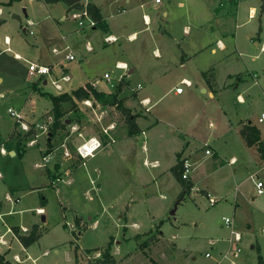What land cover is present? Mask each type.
I'll return each mask as SVG.
<instances>
[{
    "label": "rangeland",
    "instance_id": "1",
    "mask_svg": "<svg viewBox=\"0 0 264 264\" xmlns=\"http://www.w3.org/2000/svg\"><path fill=\"white\" fill-rule=\"evenodd\" d=\"M147 1H150L149 6H138L120 14V17L133 19L129 23L138 30V38L129 41L124 33L125 40L112 44H104V32L99 26L94 29L86 27L83 34L79 30L74 32L75 20L70 15L66 20H61V26L57 27L53 18H46L45 11L40 6L34 8L30 0H13L4 5L0 14V18H6L4 23H0V143L6 152H0V233L5 231L4 238L9 244L0 243V252L8 250L10 258L4 257L12 262L89 264L96 257H101L104 247L111 240V252L116 250L113 264H229V257L219 261L221 253L227 248L225 237L229 233V226L223 219L227 215L233 218L232 226L241 236L239 254L233 257L236 263L264 264V190L257 194L255 185L258 178L264 182V158H260L253 150L244 149L237 132L231 131L227 138L219 129L236 126L241 118H246L256 123L264 136V121L257 120L264 112V50L260 49L264 40V1L238 0L232 6H229L228 0ZM219 5L217 12L215 8ZM250 5L256 8L253 16L248 14ZM58 8L56 6L54 9ZM162 9L166 10L165 14H162ZM142 11L156 13L152 29L142 30L145 26ZM25 13H30L36 22L27 25L28 29L34 30V35L23 30L28 18ZM54 14L57 17L59 12L56 10ZM48 20L53 23L51 30L43 22ZM4 33L10 36L11 43H4ZM36 35L39 36L37 40ZM86 39L96 40L98 47L85 52L83 45ZM218 39L224 47L219 46ZM122 45L128 48L131 58L126 59L128 63L136 64L133 73L114 64L117 57L127 58L119 53ZM155 47L160 55L154 53ZM212 47L215 51L211 50ZM65 49H71L75 58L63 59L61 52ZM14 51L20 57L15 56ZM85 56L87 60H84ZM182 58L188 59L185 71L191 72L193 76L196 70L202 74V70L213 66V76L218 86L216 91H219L216 98L206 104L195 122L187 127L197 132L194 135L197 139L189 135L185 138L199 147L203 145L202 131L212 136L219 134L217 146L222 154L246 153L249 167L234 175L223 157L211 155L195 171L201 179L196 184L199 189L195 194L192 193L194 189H189L185 198L176 203V196L171 199L169 190L174 188L172 181L178 191L181 185L179 181L176 182L173 173L169 170L164 174V183L160 182L161 178L153 180L152 177L159 173L155 174V171L168 167L176 157L169 124L185 126V119L173 111V107L187 104L173 93L178 74L183 71L179 65V59ZM59 59L70 75V80L62 83L67 91L91 76L100 80V87L114 89L116 78L111 79L112 87L109 81L102 78L104 71L110 72L112 77L122 73V80L125 74L135 89L136 85L140 86L136 89L140 91L148 87L151 90L152 87H159L164 91L174 85L155 102L156 92L150 93L153 103L151 112L161 110L167 116L165 121L171 123L160 122L151 128L146 127L144 133L140 132L134 141L133 137L122 136L126 123L119 109L99 99L85 97L91 105L83 101L85 98L75 100L74 105L68 101L62 102L64 112L61 119L66 117L65 124L50 136L53 117L50 107L46 106H51V101L41 95L40 87L35 88L33 83L40 79L37 84L42 89L51 93L58 91L50 83V75L43 77L48 79L46 83L37 76H28L27 60L56 66ZM199 59L215 60L212 65H200ZM58 69V66L54 68L57 74ZM191 79L195 80L194 77ZM196 84L191 87L196 93L189 95L192 109L200 105L198 96H205L199 92V85L196 87ZM182 86L186 93L188 87ZM238 92L244 96L242 101L237 96ZM127 96L132 97L133 94ZM133 100L136 102L137 98ZM133 100L128 99L127 102L131 104ZM8 107L22 114L20 119L28 125L27 130L8 111ZM138 108L134 107V110ZM47 115L51 119L47 120ZM43 123H46L45 130L40 127ZM109 124H114L113 129L108 131L116 142L81 158L76 145L82 137H105L104 128ZM12 128L14 132L10 134ZM185 128L182 130L186 131ZM159 132L164 136L161 137ZM178 132L174 131L175 135L178 136ZM16 137L21 138L25 148L30 139L36 138V142L24 152L12 154L10 148L16 146ZM181 138L178 136V140ZM47 140L52 146L51 159L43 165H48L47 168L38 167L34 162L46 153ZM142 144L146 145L148 152ZM40 147L43 149L42 155ZM65 148L68 155L65 154ZM145 153L148 160L159 158L161 167L151 166L148 163L151 161L143 162ZM49 172L54 176L53 184L50 183ZM254 172L257 174L252 179L249 174ZM63 177L65 179H61ZM161 190L166 197L160 195ZM17 196L18 199H15ZM210 197L216 199L211 202ZM42 198L45 211L37 210ZM127 204L130 215L143 222L140 230L129 219L125 226L120 223L118 213ZM175 206L176 210L171 214ZM157 214L166 217L159 227L165 239L152 241L159 233L158 225L155 224L160 220ZM42 215L45 216L44 221ZM34 219L43 225L39 224L43 232L26 246V252L14 233L6 231V228L11 225L28 227ZM149 226H152L150 230L143 231ZM20 227L21 233L29 231V227L26 231ZM138 230L143 232L135 237ZM172 233L175 236L172 237ZM212 240L214 243L210 242ZM150 241L159 247L145 249ZM98 251L99 255L96 254ZM207 251L210 255L205 254ZM14 253L19 254L21 260H16ZM76 254L78 257L75 260Z\"/></svg>",
    "mask_w": 264,
    "mask_h": 264
},
{
    "label": "crops",
    "instance_id": "2",
    "mask_svg": "<svg viewBox=\"0 0 264 264\" xmlns=\"http://www.w3.org/2000/svg\"><path fill=\"white\" fill-rule=\"evenodd\" d=\"M2 1H6V0H0V14H2V12L4 10L3 9L4 5H6V4H3ZM30 1L32 2V5H33L34 8H37V6H40V8L45 11V13H46L45 17L46 18H53V21L55 22V25L57 27L61 26V20H66V17H70V16L72 17V14H69V12L72 13V11H73L72 9L73 8L68 10L66 8V5L62 1H56V2H50V1H46V0H30ZM87 1H91V2L95 3L100 8V12H101V16H102V23H101V25H97V23L95 21L94 25H90L89 26V25L85 24L83 27H80V26L77 25V21H76L77 18H73L72 17L73 20H75V27H74L73 30H74V32H78V30H79L83 34L84 33L83 31L87 29L86 27H90L91 29H94V28L99 26V27H101L103 29L104 36L106 34H112V35H114L116 37V40L111 41V42H106L103 39L104 44H112V43H115L117 41L119 43L121 40H125V39H123L125 37L124 33L126 35L127 40H129V41L136 40L138 38V30H135L133 28V26L131 25V23H129L130 21L132 22L133 19H129L128 17L127 18L120 17V16H122L120 14H122V12L126 13L130 9L133 10L135 8H138V6H140L142 8L143 6H149L150 5V1H147V0H85L84 2L86 3ZM155 1L159 2L158 0H155ZM228 1H229L228 2L229 6L236 5L238 3V0H228ZM131 2H134V3L129 6V4ZM220 5H222V2H220ZM220 5L216 6V8H215L217 12L220 9ZM56 6H59V8L58 9H54ZM252 7L254 8V11L253 10L251 11ZM56 10L59 12L57 17L54 14V11H56ZM165 13H166V10L162 9V14H165ZM255 13H256L255 6L254 5H250L249 6V12H248L249 16H253ZM25 15L28 17L27 19H31L33 21V23H36L35 20H33V18L31 17L30 13H25ZM68 15H70V16H68ZM141 16L143 18V24H145V26L142 28V30L152 29L151 24L153 22H155L156 13L148 14L147 12L142 11L141 12ZM89 17H90V15H88V14H86V15L82 14L81 19L86 23ZM5 19H6L5 17H1L0 18V23H4ZM43 22L45 23V26H48L49 30H51L53 28L52 21L48 20V21H43ZM31 30H32V33H29V34L34 35L35 34L34 30L33 29H31ZM65 35L68 36L69 34H65ZM4 38H6V39H4ZM37 39H39V36L36 35L35 36V40H37ZM3 40H4V43H6V44L11 43V38H10V36L7 33H4ZM217 41H218V44H219L220 47H222V46L224 47V44L219 39ZM86 45H90L91 48L88 49L86 47ZM96 46L98 47V42L96 40L86 39V41L84 42V45H83V50L85 52L93 51V50H95ZM121 47H122V49L119 52L120 55L121 56L125 55L127 58L117 57L115 59V63L114 64L116 66L117 62H125L127 64V68H126V70L128 69L127 72L133 73L136 70V64L133 63V65H130L128 63V61L126 59H131L128 56V52H127L128 48L126 46H123V45ZM260 49L264 50V40H263V42H262V44L260 46ZM153 50H154L155 54H157V55L161 54L160 51H158V49L156 47ZM211 50L215 51V48L212 47ZM14 52L18 53L16 51H14ZM119 53H117V55ZM87 59H88V57L85 56L84 60H87ZM187 60L188 59H184V58L179 59V65H181V68L183 69V71L178 74L179 79H178V82L176 83L175 87H174V85H172L170 88H168L167 90H164V91L160 90L159 87L158 88L152 87V90L149 87L145 88L142 91L136 90L137 89V85H136V89H135V85L132 86L130 84V79L128 77H126L125 74H124V78L125 79H123V80H125L126 83L122 87V90L120 91L119 96L123 97L124 104L127 105L128 107H130L132 112L137 114V116L135 117V121H136L137 126H138L137 134H135L133 136L128 135L127 134V129L124 130V133L122 134V136H125V137H133L134 141L138 139V135L140 134V132L144 133L146 127L151 128L152 126H155V125H157L160 122H164V123H168V124L171 123L170 121H165V119H167V116L161 110H155L154 113L151 112V107L153 105V103L151 102L152 99H151V96H150L151 92H153V93L156 92L155 94L157 96H156L155 100L153 101V102H155L159 98L164 96L166 93H168L171 88L174 87V90H173L174 95L182 98V101L183 102L185 101L187 103V104H182L180 107H177V108L173 107V109H174L173 111L178 113L179 116L183 117V120L185 119V122H186V123L184 122L185 126L184 127L183 126H174L173 124H169L170 127H171V133H173V135L171 133L170 134L173 137V142H174V145L176 147V148H174V151L176 153L175 154V156H176L175 160L168 167L166 166V167L162 168L161 170L155 171L154 172L155 174L158 173V172L159 173L155 177H152V178H153V180H157L158 178H161L160 182L164 183L166 179H164L163 176H164V174L166 172H168L170 170L171 174L173 173L176 182H178L179 180H178V178L175 176V174L173 172V166L175 165V163L177 162L178 159L181 160L182 157L188 156V157H190L191 160H193L194 167H193L192 171L190 172V175H189L188 179H185V180L189 183V186H190L189 189H194V191H192V193L195 194L196 190L199 189L198 185H196V184L199 183V180H201L200 178L197 177V175L195 174V171L198 168L199 164L201 165L202 162L204 160L208 159L211 155L213 156V155L216 154L218 156L223 157L224 161L226 162V164L230 165L231 173L234 174V175L236 174V172H238V171H240L242 169H247L249 167V159H248L249 157H247L246 153H243V152H232L230 154H226V153L222 154L220 148L217 146V139L219 138V134H216L215 136L214 135L212 136L211 134L205 133L204 131H202L201 138H203V142H202L203 145H200L199 147L197 145H195V143H190V140L185 138L186 135H189V136L193 137L194 139H197L194 136V135H197V132H193L190 129H187V127L190 124H192L193 122H195V120L199 117L200 112H202L203 109L205 108L206 104L210 103L211 100L216 98V94H218V92H219V91H216L218 86H217V82L215 81V77L213 76V70H212L213 66H211V67H209V68H207L205 70H202L201 71L202 74H198L199 71L196 70L195 74L193 76V75H191V72L188 73V72L185 71V70H187ZM214 60L215 59H199V61L201 63L200 65H204L205 63H210L212 65ZM118 68H120V67H118ZM122 69H125V68H122ZM252 75L254 77L256 76L254 74H252ZM191 77H194L195 80H192ZM94 78H95V76L88 77L80 85H83L85 82H87V81L89 82L90 80H93ZM182 78H186V79H189L191 81V84H189V85L183 84V85L188 87L189 91L187 90L186 93L184 92L185 90H184L183 86H182V90L181 91H176V86H177V84L180 83ZM41 79H42L43 83L46 82V78L42 77ZM99 82H100V80L96 84V87L98 89L103 90V91H112L113 88H111V90H108V89H104L103 87H100L98 85ZM193 84H196V87H197V85H199L198 86L199 92H201L202 94H205V96L204 95L203 96L202 95L198 96V98L200 99V105H199V107H197V109H192L190 101H189L190 96L192 94L196 93L195 90L191 89ZM129 94H133V96L132 97L127 96ZM237 96L239 97V99L241 101L244 99V96L241 95L239 92L237 93ZM26 98L27 97H25V102H26ZM136 98H137V101L135 102L133 99H136ZM142 98H148L149 99V103L146 104V105H143L140 102V99H142ZM128 99H132L133 102L131 104H129L127 102ZM146 106H148L147 109H146ZM48 107H50V104L46 106V108H48ZM134 107H137V108L139 107V108L137 110H134ZM139 109H142L143 111H139ZM143 120L145 122L144 124H142ZM248 120L252 121L251 119H248ZM248 120H246V118H241L236 126H230V127H226L225 126L226 130H224L221 127L219 129H221V131L224 132L227 135L226 136L227 138L229 137V134L231 133V131L237 132V134L239 136L237 138H238L239 142L241 143L242 147L244 149L253 150V152H255V154L259 155L258 150L256 148V145L255 144L248 145L246 143L244 137L240 133V127H241L242 123H244V122H246ZM182 128H185L186 131L182 130ZM12 130H13V128H12ZM12 130H11V132H12ZM174 131H175V133H176V131L180 132V134L178 135V136H182V138L180 140H178V136L175 135ZM11 132H10V134H11ZM217 133H218V131H217ZM159 135L161 137L164 136L163 133H161V132H159ZM261 137L264 138L262 133H261ZM113 142L115 143L116 141H113ZM143 143H145V142H143ZM0 145H2V144L0 143ZM30 145L31 144L29 143L28 147ZM142 145H143V149L147 150L146 145L145 144H142ZM207 147L211 150L210 154L205 153V148H207ZM27 148H25V150ZM116 149H118V147H116ZM202 149H203V151H202ZM41 150H43V149L40 147V152H41V155H42L43 151H41ZM200 150H201V152H200ZM10 151L11 152L14 151V153H16L15 147L14 148L11 147ZM147 152H148V150H147ZM14 153H12V154H14ZM50 153H52L51 150L49 152V156H48V160L47 161H49L51 159V154ZM260 158H262V157L260 156ZM145 160L151 161L152 163H154V164H151V166H153V167H158V166L161 167V160H159V158H157V157H154L151 160L150 159L148 160L147 159V153H145L143 162ZM40 161H41V159L35 161L34 164H36L38 166L37 162H40ZM220 165H222V164H220ZM38 167H45V166H38ZM47 167H48V165L45 168H47ZM211 172H212V170L208 171L206 176L209 173H211ZM49 174L51 176L50 172H49ZM250 174L256 175L257 172L250 173ZM53 178H54V176H51L50 183H52V184L54 182ZM61 179H65V178L63 177ZM258 179H260V178H258ZM180 185H181V183H180ZM172 187H174L173 190L172 191L169 190V193L172 194L171 199H173L176 196V198H177L176 203H179L180 201H182V199L185 198V193L183 195H181V196H178L179 192L182 189V185H181V189L178 191V188L176 187L174 181H172ZM201 189H203V188H201ZM84 191L86 192V190H84ZM160 195H162L163 197H166V194L164 192H162V190L160 191ZM7 196L10 197L9 195H7ZM15 199H18V196L15 197ZM40 201H41V204H39L37 206V208H41V210L44 209V211H45L46 209L44 207V205H45L44 198L40 199ZM42 202H44V204H42ZM0 207H1V202H0ZM173 209H174V212H175L176 206ZM174 212H170V213L173 214ZM157 215H160V216H158V219H160V220L158 221V223H155L156 225H158L159 233L156 236L157 238H152V241L153 240H158V241L160 240L161 241L162 239H165L163 230L161 228H159V227L161 226V224L163 223V220L166 217L162 216L161 214H157ZM118 216L120 217V220H119V221H121L120 223H122L124 226L126 225V223H129L128 221L130 220L131 223L135 224L136 226H139L137 229L140 230V228H141L140 226L143 224L141 219L135 218V216L130 215L128 204L125 205V209L124 210H121L118 213ZM152 216L154 217V214H152ZM44 219H45V216L42 215V220L44 221ZM34 223H37L38 226H39V224L41 226H43L39 221H36L35 219L33 220L32 224H34ZM32 224L28 226L29 229L31 228ZM11 226H13V225H11ZM11 226H9L10 229H11ZM16 226L20 227L19 225H16ZM41 226H39V228H41ZM24 227H26V226H24ZM28 227H26V228H28ZM150 227H152V226H149V228H146L143 231L150 230ZM20 228H22V227H20ZM26 230H24V231H26ZM139 230L135 233V237H138L139 236L138 234L140 232H143V231H139ZM6 231H11L12 233H14L12 231V229L11 230H7V228H6ZM27 232H25V233H27ZM42 232H43V228L41 229V234H42ZM0 234H4L5 235V231L0 233ZM4 235H3V237H4ZM123 235H125V233H123ZM171 236L172 237L175 236V233H172ZM14 237L17 238V236L15 234H14ZM226 237H225V240H226ZM124 238H125V236L122 237V239H124ZM17 240L19 241L18 238H17ZM117 241H119V240H117ZM7 243H8V241L6 240V243H3V244H7ZM152 245L153 244L150 241L145 246L146 247L145 249L154 250L156 247H159L157 245H153V246ZM161 246H162V244H161ZM161 246H160V248H161ZM21 248L23 250H25L26 252L28 251L26 246H24L22 243H21ZM7 251L8 250H4V251H2L0 253H4V255L9 257L8 254H7ZM115 251L116 250H113L114 254H115ZM76 253L78 254V251ZM77 254L75 256V260L78 257ZM161 254H163V253L161 252ZM20 260H21V257H20ZM12 263L13 264H17L15 262H12ZM76 264H78V263H76ZM129 264H133V263L129 262Z\"/></svg>",
    "mask_w": 264,
    "mask_h": 264
},
{
    "label": "trees",
    "instance_id": "3",
    "mask_svg": "<svg viewBox=\"0 0 264 264\" xmlns=\"http://www.w3.org/2000/svg\"><path fill=\"white\" fill-rule=\"evenodd\" d=\"M12 1L13 0H7L3 4H10ZM46 1H50V2L62 1L64 2L68 10L72 8H76V9L85 8L88 14L95 19L97 25H101L102 23L100 8L91 1H87L86 3H84L81 0H46ZM38 82H40V79L35 81L33 83V86L35 88L36 86L40 87L39 90L40 94L48 97L51 101L50 112L52 114L53 121L49 129L50 136L55 134L58 127L65 124L66 117L61 119V116L63 115L64 112V107L62 105V102L68 101L70 102V105H74L75 100L83 99L85 97H92L93 99H99L104 104H111L115 106L124 115L127 134L131 136L137 134L138 126L135 121V117L137 116V114L132 112L131 108L124 104L123 97L119 96V93L122 90L123 85L126 83L125 80H121L116 85V87L110 92H105L103 90L97 89L87 81L83 85H79L73 88L71 91L51 93L49 91L42 89V86L37 84ZM13 132L14 129L12 130L11 134H13ZM240 133L244 137L248 145H252V144L256 145L259 155L262 158H264V138L261 137L260 128L255 123L248 120L242 123L240 127ZM15 150L17 153H22L25 151L24 144L22 143V140L19 137H16ZM50 150H51V143L49 140H47V149L45 152H50ZM181 171H182L181 160L178 159L175 165L173 166V172L182 185V189L179 192L178 196L183 195L184 193L189 191L190 188L189 183L181 177ZM42 204H44V202H42ZM11 229L24 246L29 245L41 235V229H39L37 223L32 224L31 228L27 233L19 232V227L16 225L11 226ZM110 244H111V240H109L106 246L104 247L101 257H96L89 264H113L114 255L111 252ZM258 256H259V261H261L262 260L261 255L259 254ZM0 264H13V263L8 258L4 257V253H0Z\"/></svg>",
    "mask_w": 264,
    "mask_h": 264
},
{
    "label": "built area",
    "instance_id": "4",
    "mask_svg": "<svg viewBox=\"0 0 264 264\" xmlns=\"http://www.w3.org/2000/svg\"><path fill=\"white\" fill-rule=\"evenodd\" d=\"M72 17L73 18H77V25L80 27H83L85 24L86 25H94L95 24V19L93 17H89L87 22L85 23L82 19L81 16L82 14L86 15L88 14L87 10L85 8L82 9H76L73 8L72 9ZM89 15V14H88ZM33 21L31 19H27L26 20V25L23 27V30L26 31L28 30L29 33H32L31 29H28L27 25H32ZM6 39V38H4ZM116 40V37L112 34H106L104 36V41L106 42H111ZM86 47L88 49L91 48L90 45H86ZM54 51H59L56 48H53ZM62 53V58L66 59V60H72L75 58L74 53L72 52L71 49H65L64 51L61 52ZM15 56L20 57L19 54L14 53ZM58 66V70H59V74L55 73L54 68L56 67L54 64H45L42 62H37V61H32V60H27V73L28 76H37L39 78L44 77L45 75H50L49 76V80L50 83L53 85V87L58 91V92H63V91H67L66 89H64L62 83L69 81L70 80V75L67 72V68L63 66V63L60 61V59L56 62ZM117 67L120 68H127V64L125 62H117L116 63ZM255 74V73H254ZM122 76L123 74L120 73L118 74L116 77H112L111 73L108 71H104V73L102 74V78H104L106 81H109L111 86L113 87V83L111 82L112 78H116L117 80V84L122 80ZM48 79H46V82L48 81ZM99 79L98 78H94L93 80H90L89 83H91V85H93L94 87L96 86V84L98 83ZM45 82V83H46ZM181 84H186L189 85L191 84V81L189 79L186 78H182L180 81ZM116 84V85H117ZM137 87H139V85H137ZM182 90V85H177L176 86V91H181ZM57 92V93H58ZM83 101L85 102H89V99L85 98L83 99ZM140 102L143 105H146L149 103V99L148 98H142L140 99ZM89 105H91V103H87ZM148 108V106H146V109ZM8 111L14 115L16 117L17 121H20V125L24 128V129H28V125L26 124V122L22 121L20 118L22 117V114L13 109L12 107H8ZM51 119L50 115H47V120ZM258 121L259 122H263L264 121V112H262L259 116H258ZM40 127L43 128L44 130L46 129V123L40 124ZM114 124H109L106 128H104V134L105 137L99 136V135H90L88 137H82V140L76 145V150H77V154L81 157V158H86L90 155H93L94 152L99 149L100 147L103 146H107L110 143H112L114 141V137L109 133L108 129H113ZM81 134V133H79ZM36 142V138H32L30 139L29 143L33 144ZM66 149V148H65ZM0 152L5 153L6 149L4 146L0 147ZM205 153L210 154L211 150L207 147L205 148ZM65 154L68 155L69 152L66 149L65 150ZM48 156H49V152H46L45 154H43L41 156V161L37 162L38 166H43L46 164L47 160H48ZM146 162V161H145ZM147 163V162H146ZM149 164H154L152 162H148ZM181 165H182V171H181V177L183 179H188L190 172L192 171L193 167H194V162L190 159V157L188 156H184L181 159ZM250 177L252 179L255 178L254 174H250ZM255 185H256V193L260 194L263 192L264 190V183L261 179H257L255 181ZM216 198H212L210 197V201L213 202ZM37 210L41 211V208H37ZM1 215V213H0ZM224 222L226 223V225L229 226V233L226 237V241H227V248L224 250V252L222 253L221 257L219 258V261L221 260V258H228L229 259V264H237L236 261L234 260L233 257H236L239 254L240 251V247H239V241L241 239L240 233L238 230H236L233 226V218L230 216H223ZM27 228L22 226V230H26ZM7 230H11L9 227H7ZM4 234H0V243H6V240L3 237ZM214 243V240L210 241ZM97 255L100 254V252L98 251L96 253ZM206 255H210V252H206ZM14 258L16 260H20V256L17 253H14Z\"/></svg>",
    "mask_w": 264,
    "mask_h": 264
},
{
    "label": "water",
    "instance_id": "5",
    "mask_svg": "<svg viewBox=\"0 0 264 264\" xmlns=\"http://www.w3.org/2000/svg\"><path fill=\"white\" fill-rule=\"evenodd\" d=\"M13 16H17L18 17V15H15V14H13ZM11 153H14V151H12ZM170 212H174V209H171Z\"/></svg>",
    "mask_w": 264,
    "mask_h": 264
}]
</instances>
